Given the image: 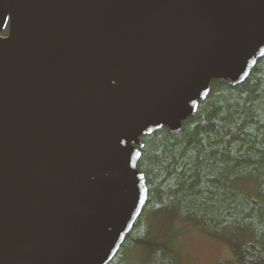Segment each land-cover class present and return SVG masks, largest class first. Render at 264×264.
<instances>
[{
  "label": "water",
  "instance_id": "95a60500",
  "mask_svg": "<svg viewBox=\"0 0 264 264\" xmlns=\"http://www.w3.org/2000/svg\"><path fill=\"white\" fill-rule=\"evenodd\" d=\"M263 56L264 0H0V264H108L140 139Z\"/></svg>",
  "mask_w": 264,
  "mask_h": 264
},
{
  "label": "trees",
  "instance_id": "16d2710c",
  "mask_svg": "<svg viewBox=\"0 0 264 264\" xmlns=\"http://www.w3.org/2000/svg\"><path fill=\"white\" fill-rule=\"evenodd\" d=\"M140 141L147 200L108 264H193L180 238L191 228L226 246L221 264H264V56L243 83L214 81L177 133Z\"/></svg>",
  "mask_w": 264,
  "mask_h": 264
},
{
  "label": "rangeland",
  "instance_id": "374dc122",
  "mask_svg": "<svg viewBox=\"0 0 264 264\" xmlns=\"http://www.w3.org/2000/svg\"><path fill=\"white\" fill-rule=\"evenodd\" d=\"M180 238H184L181 244L183 251L187 252L189 256H184V259L188 262L189 259L193 264H218L226 263L231 260V253L226 246H222L220 243L209 242L206 237H201L197 234L193 228L187 231V235Z\"/></svg>",
  "mask_w": 264,
  "mask_h": 264
}]
</instances>
